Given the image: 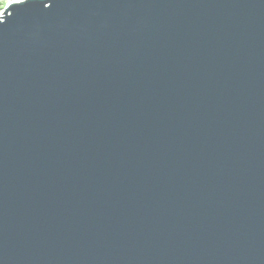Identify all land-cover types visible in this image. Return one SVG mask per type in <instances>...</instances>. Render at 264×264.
<instances>
[{"label": "water", "instance_id": "1", "mask_svg": "<svg viewBox=\"0 0 264 264\" xmlns=\"http://www.w3.org/2000/svg\"><path fill=\"white\" fill-rule=\"evenodd\" d=\"M24 2L0 264H264V0Z\"/></svg>", "mask_w": 264, "mask_h": 264}, {"label": "snow or ice", "instance_id": "2", "mask_svg": "<svg viewBox=\"0 0 264 264\" xmlns=\"http://www.w3.org/2000/svg\"><path fill=\"white\" fill-rule=\"evenodd\" d=\"M20 4L28 5L29 4V0H25L24 3H20ZM43 6L46 9H51L52 8V4L51 3H45ZM6 14H7V16H10L11 13H9L8 10L4 13L3 20H0V26H3V25L6 24Z\"/></svg>", "mask_w": 264, "mask_h": 264}, {"label": "rangeland", "instance_id": "3", "mask_svg": "<svg viewBox=\"0 0 264 264\" xmlns=\"http://www.w3.org/2000/svg\"><path fill=\"white\" fill-rule=\"evenodd\" d=\"M15 0H0V14H3L4 9L8 6L9 3Z\"/></svg>", "mask_w": 264, "mask_h": 264}, {"label": "bare ground", "instance_id": "4", "mask_svg": "<svg viewBox=\"0 0 264 264\" xmlns=\"http://www.w3.org/2000/svg\"><path fill=\"white\" fill-rule=\"evenodd\" d=\"M21 1H24V0H15V1H12L11 3H13V2L18 3V2H21ZM11 3H9V4H11ZM9 4H8V5H9ZM2 15H3V14H0V17H2Z\"/></svg>", "mask_w": 264, "mask_h": 264}]
</instances>
